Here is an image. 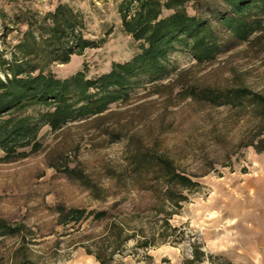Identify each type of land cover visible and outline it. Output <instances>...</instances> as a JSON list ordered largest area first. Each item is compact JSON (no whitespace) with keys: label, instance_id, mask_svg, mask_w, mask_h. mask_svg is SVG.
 <instances>
[{"label":"rangeland","instance_id":"rangeland-1","mask_svg":"<svg viewBox=\"0 0 264 264\" xmlns=\"http://www.w3.org/2000/svg\"><path fill=\"white\" fill-rule=\"evenodd\" d=\"M57 2L0 0V53L7 50L8 57V47L15 45L18 33L26 29L20 23L23 13L42 16ZM71 2L85 17V37L93 47L82 55H74L67 65L52 66L58 78H67L78 71L93 78L108 72L113 63H124L139 53L140 43L122 30L119 3ZM201 4L214 9L220 1L190 3L186 7L188 14H200ZM211 25L227 47L211 63L198 65L188 52L178 47L166 57L169 75L153 86L143 84L131 91L127 103L111 106L113 115L99 128L92 123H73L52 132L45 127L38 137L37 152L27 149L26 157L11 163L0 162V218L23 223L32 231L30 248L42 263L98 264L86 254L83 245L90 236L98 235L102 224L88 219L77 225H58L59 207L66 211H106L109 216L139 213L144 223L149 222L146 219L151 203L149 194L118 186L102 176L106 166L122 165L128 138L133 136V141L158 139L161 148L167 149L182 169L199 176L198 189L188 195V201L170 220L179 234L164 246L178 249L180 255L189 259L186 256L189 242L205 251L207 264L222 261L264 264V154H257L251 147L237 146L249 123L233 120L228 107L209 108L181 95L186 79L226 85L233 74L264 94V48L261 51L258 44L252 48L235 44L218 25L214 22ZM114 121L120 122L119 129L124 134L117 141L102 134V129H110L109 124ZM64 167H79L95 178L101 175L107 198L92 199L84 186L67 178ZM13 243L12 239L5 240L0 245V255L6 254ZM130 251L119 258V264L125 259L147 264L144 257L153 248L146 254L139 251L138 256L129 255Z\"/></svg>","mask_w":264,"mask_h":264},{"label":"trees","instance_id":"trees-1","mask_svg":"<svg viewBox=\"0 0 264 264\" xmlns=\"http://www.w3.org/2000/svg\"><path fill=\"white\" fill-rule=\"evenodd\" d=\"M200 1L140 0L135 10L131 3H121L122 30L140 43V51L129 61L113 63L108 72L93 78L78 71L61 79L51 70L54 65L69 64L74 55H82L93 47L85 37L86 21L80 11L61 2L42 16L23 13L20 23L26 29L18 33L16 44L8 47V57L7 50L0 53V151L3 153L0 162L11 163L26 157L27 149L37 152L38 137L45 127L52 132L73 123H92L99 128L113 115L111 106L127 103L131 91L143 84L153 86L169 75L166 57L178 47L188 52L198 65L211 63L227 49L212 22L228 33L233 43L247 44L250 48L258 44L262 51L264 0H218V7L210 9L208 4H201L200 14L189 15L187 5H199ZM164 12L170 13L164 15ZM181 95L209 108L228 107L233 120L249 123L237 143L238 148L251 147L257 154H264V94L233 74L226 85L186 79ZM109 125L110 129H102V134L113 141L124 137L120 122ZM63 172L68 179L84 186L92 199L107 198L101 175L91 177L79 167H64ZM102 176L118 186L149 194L151 203L147 208V223L139 213L109 216L106 211L57 209L58 225H77L88 219L102 224L98 235L90 236L83 245L86 254L98 264H119V258L128 250L132 256H138L139 251L146 254L176 237L179 230L170 225V220L188 201V195L199 187L196 181L199 176L182 169L156 138L153 141L128 138L122 165L106 166ZM33 237L23 223L0 218V245L7 239L14 240L7 253L0 255V264H44L30 248ZM130 243L133 245L128 249ZM204 257L200 248L194 246L192 259L185 264H199ZM144 258L151 264L149 256Z\"/></svg>","mask_w":264,"mask_h":264},{"label":"crops","instance_id":"crops-1","mask_svg":"<svg viewBox=\"0 0 264 264\" xmlns=\"http://www.w3.org/2000/svg\"><path fill=\"white\" fill-rule=\"evenodd\" d=\"M61 2L72 4L71 0H58L56 5ZM149 257L151 258V264H185L186 260H188L180 255L178 249L164 245L153 248V251L150 252ZM127 260L128 259H125L122 264H140L138 261L134 263L133 261Z\"/></svg>","mask_w":264,"mask_h":264},{"label":"built area","instance_id":"built-area-1","mask_svg":"<svg viewBox=\"0 0 264 264\" xmlns=\"http://www.w3.org/2000/svg\"><path fill=\"white\" fill-rule=\"evenodd\" d=\"M102 1H105V2H115L116 4H121L123 2H128V3H131L132 5V8L135 10V8L138 6V3L140 0H102ZM98 4V3H97ZM133 13V11H132ZM186 248H187V251H186V256L189 258V259H192V253H193V247L192 245L188 242L187 245H186ZM203 253L205 252L204 250H201ZM205 257L203 259V261L200 263V264H207L208 263V257L207 255L204 253Z\"/></svg>","mask_w":264,"mask_h":264}]
</instances>
